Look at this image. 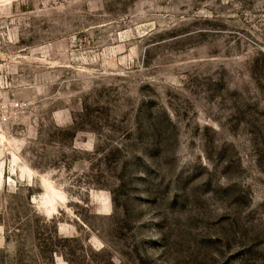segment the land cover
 I'll use <instances>...</instances> for the list:
<instances>
[{
  "label": "rangeland",
  "instance_id": "obj_1",
  "mask_svg": "<svg viewBox=\"0 0 264 264\" xmlns=\"http://www.w3.org/2000/svg\"><path fill=\"white\" fill-rule=\"evenodd\" d=\"M0 264H264V0H0Z\"/></svg>",
  "mask_w": 264,
  "mask_h": 264
}]
</instances>
